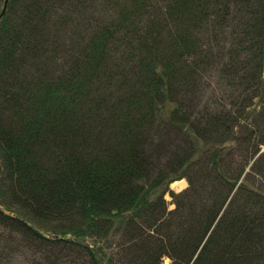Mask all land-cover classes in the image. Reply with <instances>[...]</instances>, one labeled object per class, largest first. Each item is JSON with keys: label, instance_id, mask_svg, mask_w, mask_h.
Returning <instances> with one entry per match:
<instances>
[{"label": "trees", "instance_id": "trees-1", "mask_svg": "<svg viewBox=\"0 0 264 264\" xmlns=\"http://www.w3.org/2000/svg\"><path fill=\"white\" fill-rule=\"evenodd\" d=\"M263 73L264 0H9L0 264H264Z\"/></svg>", "mask_w": 264, "mask_h": 264}, {"label": "rangeland", "instance_id": "rangeland-1", "mask_svg": "<svg viewBox=\"0 0 264 264\" xmlns=\"http://www.w3.org/2000/svg\"><path fill=\"white\" fill-rule=\"evenodd\" d=\"M205 81L208 83V88L206 90L203 89V94L205 95L203 103H205L208 99L211 100L216 99L217 101L224 104L227 101V99H230L229 97L233 99L234 95L236 94L238 98L241 94L244 93L245 84L238 86L235 85L234 87H229V88L227 87L226 82H223L222 68H220L219 65L209 69V72L205 74L204 78L200 80L199 84L201 85ZM248 91H251V93L248 94V97L251 96V100H250L251 105L245 108V112L247 114H250L251 117L255 119L258 116V112L261 110L262 107L261 105L264 103V73L262 75V80H260V82L256 81V85L249 88ZM176 99H190V96L179 95ZM250 128L255 129V127H251V126ZM244 131L247 132V129H244ZM239 134H240V129L238 130L237 135ZM262 149H264V146L262 147ZM180 180H184V182H186V179L184 178ZM175 183L176 181L170 183L168 185L169 189L167 188V190L164 193V200L167 202L168 210L174 208V205L171 203V196L169 195L170 194L169 191H174L177 193L182 189H184L185 186L187 185L186 182V185L183 188H179L174 185ZM163 190H164L163 188L158 189L156 194L163 192ZM39 259L41 260V262H43L42 256H40V258L38 257L34 259L33 256L31 255V252H29V254L26 256L22 255V257H20L19 260L16 261V264H39L38 263ZM63 263L68 264L66 261ZM161 264H170V260L168 258H164L161 261Z\"/></svg>", "mask_w": 264, "mask_h": 264}, {"label": "bare ground", "instance_id": "bare-ground-1", "mask_svg": "<svg viewBox=\"0 0 264 264\" xmlns=\"http://www.w3.org/2000/svg\"><path fill=\"white\" fill-rule=\"evenodd\" d=\"M185 184H186V182H184V180H180V181H176V183L174 185L179 187V188H183L185 186Z\"/></svg>", "mask_w": 264, "mask_h": 264}, {"label": "water", "instance_id": "water-1", "mask_svg": "<svg viewBox=\"0 0 264 264\" xmlns=\"http://www.w3.org/2000/svg\"><path fill=\"white\" fill-rule=\"evenodd\" d=\"M9 0H4V3H3V8H2V11L0 13V18L2 17V15L4 14L5 10H6V7H7V3H8Z\"/></svg>", "mask_w": 264, "mask_h": 264}]
</instances>
